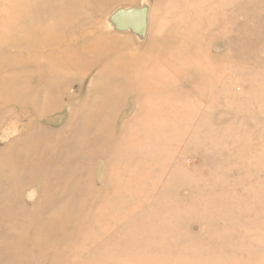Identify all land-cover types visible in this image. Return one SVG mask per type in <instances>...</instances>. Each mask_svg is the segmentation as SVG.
Returning <instances> with one entry per match:
<instances>
[{"label": "rangeland", "instance_id": "rangeland-1", "mask_svg": "<svg viewBox=\"0 0 264 264\" xmlns=\"http://www.w3.org/2000/svg\"><path fill=\"white\" fill-rule=\"evenodd\" d=\"M96 1L0 0V261L264 264V0ZM47 145L50 192L15 195Z\"/></svg>", "mask_w": 264, "mask_h": 264}, {"label": "bare ground", "instance_id": "bare-ground-1", "mask_svg": "<svg viewBox=\"0 0 264 264\" xmlns=\"http://www.w3.org/2000/svg\"><path fill=\"white\" fill-rule=\"evenodd\" d=\"M44 2L45 1H47V0H43ZM65 1H69L70 2V0H65ZM95 1V0H94ZM108 0H97L95 3H94V6H101V5H103V4H105L106 2H107ZM134 1V0H133ZM156 1V6H155V9H157V8H160L161 7V0H155ZM151 2V1H150ZM81 3H82V5H83V0H81ZM124 5H130V4H124ZM117 6V5H116ZM52 7L53 6H51V9H52ZM77 6H75V8H73L72 9V6H69L68 5V7H66V8H61L60 10H59V12H58V14L61 16V17H69V16H72V17H77V15H79V13H80V11L78 10V8H76ZM71 9H72V11H71ZM152 9H154V7L152 8ZM152 9H151V12H152ZM134 17V16H133ZM83 18H85V16H83ZM135 20L136 19H138V17L137 18H134ZM83 20H86L87 22H88V20L87 19H83ZM67 20H63L62 22H60V24L61 25H65V26H67L68 28L69 27H71V28H73L75 25H76V23H73V24H69V22H70V20L67 22ZM121 25V24H120ZM99 26V25H98ZM101 26V25H100ZM112 26H113V24H112ZM120 28V27H119ZM123 28V27H122ZM74 29V28H73ZM99 29V28H98ZM31 30V29H30ZM102 30V29H101ZM46 31V30H45ZM29 32V31H28ZM28 32H27V27L26 26H22V27H20L19 28V30H18V33H16L13 37H11V38H9L8 39V41H6V43L8 42L11 46H13V45H17V46H19V47H26V48H29V49H35V50H37L39 47H43V48H46V49H49V42L50 43H58L59 44V42H61L62 40H63V37H62V39H61V36H59V35H57V36H53V38H50L49 36H47V34L46 35H44V39H42V41L40 40L41 38L39 37V38H35L34 36L33 37H30L29 38V34H28ZM35 34H38V32L37 33H35ZM92 35L89 37L90 39V41L88 42L89 44H86L85 46H87V47H84V49L85 50H87V49H89L91 46H93V47H97L96 49H98L97 51L98 52H100L99 50H100V47L102 46V47H104V48H108V49H113L114 47V45L116 46V41H115V39L114 38H108V37H106L107 38V40L106 41H104L103 43L101 42V40H100V42H99V40L97 41V39H96V36H95V34L92 32L91 33ZM176 34V33H175ZM39 35V34H38ZM41 36V35H40ZM176 38L174 37V38H172L171 40H175ZM52 40V41H51ZM163 41H164V44L166 45L168 42H170L169 41V39H168V35H166L165 37H163ZM162 39L160 38L158 41H156L155 43H161L162 44ZM96 42H99V46H97L96 45ZM101 43V44H100ZM145 45H147V44H143V45H141V46H145ZM155 45V44H154ZM118 46H119V48L122 50V48H121V44H118ZM154 48H157V46L155 45V47ZM84 51H81L80 53L82 54ZM120 52H122V51H120ZM80 53L79 54H77V56H76V54H75V56L71 59L70 58V62L72 61V60H79V59H86V57H84L83 55H80ZM122 53H124V52H122ZM122 54L121 53H117L116 55H115V57L113 58V59H115L113 62H116L117 60H118V57L119 56H121ZM97 56H98V54H97ZM146 58V57H145ZM145 58H143L142 59V61L145 59ZM89 60V59H88ZM58 61H59V59H58ZM108 66V68L109 67H113V69L115 70V71H118L119 73H122V74H125V73H129V72H132V73H135V75H137V73L140 71V69H141V72H143L144 73V76H146L147 74H148V72L150 71L149 69H147L148 67H147V65H144V66H142L141 68H139V66H137V64H135V63H132V62H129V63H127V64H125V65H120V66H118L117 64H107ZM108 68H106V67H104V68H102V71L103 72H105ZM142 68H144L145 70L144 71H142ZM108 71H110V70H108ZM7 94V96H9V97H12V98H14V99H16V100H20V101H22L24 98H26V96H25V94L24 93H22V94H20V95H18V94H16V93H6ZM91 97V96H90ZM22 99V100H21ZM89 113H91L90 111H89ZM50 146L49 145H47L44 149H43V153H42V156H44L42 159H40L39 161H34V160H32V162H30L31 164H32V166H31V170H30V172H29V174H28V176L27 177H25V175H18V174H15L14 172H13V175H14V179L15 178H18L19 180H20V182H16L15 180H14V183H13V186H15V185H17V186H15L14 187V192H15V195H18V194H20L21 193V189H22V186L23 185H26V184H28V183H30V185L31 186H33V187H36L37 189H40V191L41 190H43L44 192L46 191V193H48V192H50V189H49V183H48V180L46 179L47 177H48V174H49V170H44V169H49L50 168V165H51V161H49V158H48V156H47V153H49V152H51V150H50ZM40 156V151L36 154V156ZM19 159H21V157L19 158ZM19 162V161H18ZM0 165H2V169H5V167L7 168L8 167V165L6 164V165H3V164H0ZM15 170H20V165H15L14 166V169H13V171H15ZM12 175V176H13ZM41 186H43V187H41ZM49 189V191H47ZM41 193H43L42 191H41ZM12 201V200H11ZM50 207V204L49 205H46L45 207H43L44 209H47V210H49L48 208ZM51 208H52V206H51ZM49 211H51V210H49ZM51 218V217H50ZM53 231V227H46V226H44V227H42V228H36L35 229V233H34V235H35V239H32L33 241H29V240H22V241H19V243H20V246L23 248V252L26 250V245L24 244V243H29V244H31V245H36L37 246V244L39 245V249L40 248H42V247H45V246H48L50 243H51V241H47V243L45 244V242H46V240L45 239H43V240H40L41 238H40V234L41 233H43V234H48V233H50V232H52ZM40 240V241H39ZM31 242V243H30ZM7 244H8V242H7ZM9 245H11L10 243H9ZM25 245V246H24ZM0 264H15L14 262H12L10 259L8 260V261H5V262H2V261H0ZM17 264V263H16Z\"/></svg>", "mask_w": 264, "mask_h": 264}, {"label": "water", "instance_id": "water-1", "mask_svg": "<svg viewBox=\"0 0 264 264\" xmlns=\"http://www.w3.org/2000/svg\"><path fill=\"white\" fill-rule=\"evenodd\" d=\"M141 13H142V11H140V10H131L130 12H127L126 14H127V16L130 18V16H134L135 18H143V15L141 16ZM142 26V25H141ZM141 26H138V27H135L136 29L137 28H139V27H141Z\"/></svg>", "mask_w": 264, "mask_h": 264}]
</instances>
